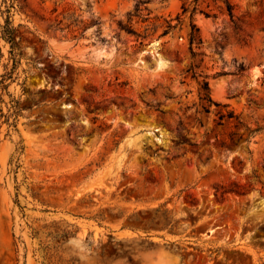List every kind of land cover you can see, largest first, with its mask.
Returning a JSON list of instances; mask_svg holds the SVG:
<instances>
[{
  "label": "rangeland",
  "instance_id": "1",
  "mask_svg": "<svg viewBox=\"0 0 264 264\" xmlns=\"http://www.w3.org/2000/svg\"><path fill=\"white\" fill-rule=\"evenodd\" d=\"M13 13L23 56L0 108L22 111L16 130L0 118V264H264V0Z\"/></svg>",
  "mask_w": 264,
  "mask_h": 264
},
{
  "label": "trees",
  "instance_id": "2",
  "mask_svg": "<svg viewBox=\"0 0 264 264\" xmlns=\"http://www.w3.org/2000/svg\"><path fill=\"white\" fill-rule=\"evenodd\" d=\"M27 0H0V40H3L5 43L9 45L8 48V63L4 65V72L0 74V103L4 102L3 100V92L7 91L8 88V80L16 79L17 77V69L21 63V58L23 56L22 50L19 45L18 39V25H14L13 22V12L15 10L22 9ZM185 10V8H184ZM227 10L229 15L232 17V5L227 4ZM170 27V26H169ZM127 31L130 33H134V31L130 28H127ZM201 38L198 35V27L191 23V28L189 32V44L192 46L193 43H200ZM196 53L191 51V58H194ZM10 62V66H9ZM193 66V65H192ZM191 68V67H190ZM28 69L23 68L22 72L25 74L23 76V81L21 82L24 85L26 80V72ZM245 70V66L243 63H240L237 67L238 72H242ZM47 77H50L52 80H56V76L53 74L46 73ZM200 99L212 103L210 98V87L207 80H202L200 83ZM10 95V94H9ZM7 111L3 113L0 108V118H4V122L8 125V131L10 129L16 130L17 125V117L20 115L22 108L19 105V99L11 96L9 101H7ZM231 115H229L230 117Z\"/></svg>",
  "mask_w": 264,
  "mask_h": 264
}]
</instances>
